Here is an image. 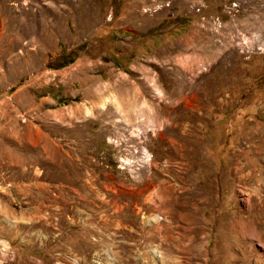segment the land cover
<instances>
[{
    "label": "rangeland",
    "instance_id": "374dc122",
    "mask_svg": "<svg viewBox=\"0 0 264 264\" xmlns=\"http://www.w3.org/2000/svg\"><path fill=\"white\" fill-rule=\"evenodd\" d=\"M0 264H264V0H0Z\"/></svg>",
    "mask_w": 264,
    "mask_h": 264
},
{
    "label": "trees",
    "instance_id": "16d2710c",
    "mask_svg": "<svg viewBox=\"0 0 264 264\" xmlns=\"http://www.w3.org/2000/svg\"><path fill=\"white\" fill-rule=\"evenodd\" d=\"M62 55H64V57H65V56H69V57H67L66 60H65L64 62H62V64L60 65V66H65V65H68V64L74 62V60H75V58H76V56H77V52H76L75 49H72V50H69L68 52L62 53ZM57 101H58V103H64V104L66 103V100H60V99H58Z\"/></svg>",
    "mask_w": 264,
    "mask_h": 264
}]
</instances>
